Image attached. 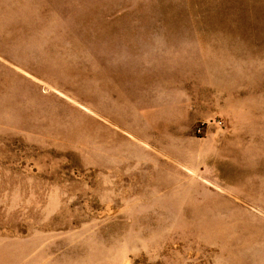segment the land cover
<instances>
[{
  "label": "rangeland",
  "instance_id": "374dc122",
  "mask_svg": "<svg viewBox=\"0 0 264 264\" xmlns=\"http://www.w3.org/2000/svg\"><path fill=\"white\" fill-rule=\"evenodd\" d=\"M0 264H264V0H0Z\"/></svg>",
  "mask_w": 264,
  "mask_h": 264
},
{
  "label": "built area",
  "instance_id": "2783aa9c",
  "mask_svg": "<svg viewBox=\"0 0 264 264\" xmlns=\"http://www.w3.org/2000/svg\"><path fill=\"white\" fill-rule=\"evenodd\" d=\"M209 124H214V125L222 127L223 126V121L220 120V119L214 120L212 122H210V121H202L197 126V129H196L197 133L200 134V135L204 134V132H205V130L208 127Z\"/></svg>",
  "mask_w": 264,
  "mask_h": 264
}]
</instances>
